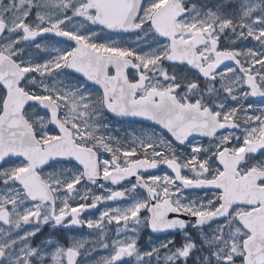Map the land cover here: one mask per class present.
I'll return each mask as SVG.
<instances>
[{
	"label": "snow or ice",
	"instance_id": "snow-or-ice-1",
	"mask_svg": "<svg viewBox=\"0 0 264 264\" xmlns=\"http://www.w3.org/2000/svg\"><path fill=\"white\" fill-rule=\"evenodd\" d=\"M92 253L264 264V0H0V264Z\"/></svg>",
	"mask_w": 264,
	"mask_h": 264
},
{
	"label": "flooded vegetation",
	"instance_id": "flooded-vegetation-1",
	"mask_svg": "<svg viewBox=\"0 0 264 264\" xmlns=\"http://www.w3.org/2000/svg\"><path fill=\"white\" fill-rule=\"evenodd\" d=\"M6 2V0H5ZM199 2L203 3L206 2L210 7H215V5L223 3V0H199ZM256 103H260L259 98H256L255 100ZM109 117V123L111 124L112 130L115 132L116 129H120V133L118 134H123L124 130L128 129L131 126H138V125H133L131 119H118L116 117H112L111 114H108ZM159 174V172H158ZM93 215H98V213L94 212ZM42 235L39 237V239H43L47 236H53L54 238L57 239H66L70 238L73 236H86L89 234L88 229H55L53 230L50 226L45 225L42 229ZM149 235L150 233L145 230L143 233H141V240L140 243L141 245H146L149 241ZM151 238L153 242H158L161 239H164L163 234H151ZM101 253H92L91 255L83 258L84 264H95V260L99 258V255Z\"/></svg>",
	"mask_w": 264,
	"mask_h": 264
},
{
	"label": "water",
	"instance_id": "water-1",
	"mask_svg": "<svg viewBox=\"0 0 264 264\" xmlns=\"http://www.w3.org/2000/svg\"><path fill=\"white\" fill-rule=\"evenodd\" d=\"M116 118H119V119H131L132 120V118H121V117H116Z\"/></svg>",
	"mask_w": 264,
	"mask_h": 264
}]
</instances>
